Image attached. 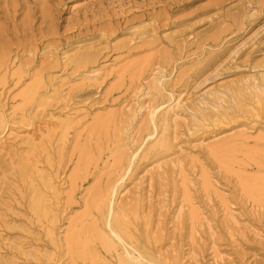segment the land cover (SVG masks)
I'll return each instance as SVG.
<instances>
[{
  "label": "rangeland",
  "instance_id": "obj_1",
  "mask_svg": "<svg viewBox=\"0 0 264 264\" xmlns=\"http://www.w3.org/2000/svg\"><path fill=\"white\" fill-rule=\"evenodd\" d=\"M25 1L0 0V264H264V0ZM125 172L111 250L95 197Z\"/></svg>",
  "mask_w": 264,
  "mask_h": 264
},
{
  "label": "bare ground",
  "instance_id": "obj_2",
  "mask_svg": "<svg viewBox=\"0 0 264 264\" xmlns=\"http://www.w3.org/2000/svg\"><path fill=\"white\" fill-rule=\"evenodd\" d=\"M94 1V0H90ZM25 2L29 3L30 0H26ZM73 8L76 9L80 7L83 3L74 2ZM24 7V6H23ZM37 7H32L31 11L34 13ZM145 32L141 31L139 34L140 36H143ZM164 80H167V75L164 73L161 68L158 69V71H155L153 73V83H156L155 90L158 92L162 91L161 88V82H164ZM158 83V84H157ZM60 94L59 89H55L54 95ZM171 98L169 103H162L156 107L148 105L147 109L150 112L151 118L153 120L156 119L158 113H162V120L166 121L168 120V116L175 110L179 109L181 107V104L183 102L182 100V93L175 94L173 91L170 90ZM261 99H257V101H260ZM144 106V105H143ZM156 123V120H155ZM5 119L0 114V127L5 128ZM7 127V126H6ZM158 128V126H157ZM156 128V129H157ZM155 131H153L151 134H149V137H152L155 135ZM244 140V138H243ZM168 146L166 142H160L158 147H166ZM211 151L215 158L220 162V164L227 170L230 171V169L233 166V163L236 160V153H237V146L231 142H227L224 144H217L214 145L211 148ZM130 170V163L127 166V170ZM232 170V169H231ZM79 169V173H80ZM126 172L121 174L119 177H117L115 180L112 181V183L109 185L108 189L102 193L98 194L95 197V205L98 208L107 210V218L105 223L106 231L103 233H100L97 231L95 226L92 227V231L95 234V236L104 244L106 248L114 249L116 248L115 240L119 241H125L129 239V245L133 247V239L131 240V232L128 228L127 222L123 219V217L115 212V200L119 193V189L123 186V181L126 176ZM241 181L243 185V191L245 194H247L249 197L253 198L255 201H263L264 200V177H249L245 175H240ZM204 185L206 187L211 186V182L209 181V177H206L204 179ZM42 198V197H41ZM36 210L41 212L39 209L41 208V199L39 198L36 201ZM200 213L197 209H192L191 212V218L193 221H197L199 219ZM87 254L90 256L92 255L90 251L87 252ZM131 252L129 251V255Z\"/></svg>",
  "mask_w": 264,
  "mask_h": 264
}]
</instances>
